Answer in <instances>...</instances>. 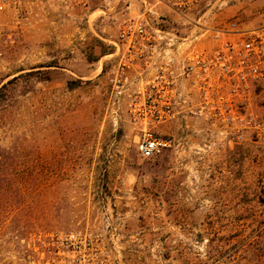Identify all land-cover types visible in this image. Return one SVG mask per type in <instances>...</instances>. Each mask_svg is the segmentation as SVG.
<instances>
[{"label":"rangeland","instance_id":"obj_1","mask_svg":"<svg viewBox=\"0 0 264 264\" xmlns=\"http://www.w3.org/2000/svg\"><path fill=\"white\" fill-rule=\"evenodd\" d=\"M33 1L0 10V264H38L55 232L85 234L110 264H264V94L259 130L178 116L152 126L174 145L141 158L133 85L109 83L125 6L87 19ZM203 21L263 25L264 0H225Z\"/></svg>","mask_w":264,"mask_h":264},{"label":"built area","instance_id":"obj_2","mask_svg":"<svg viewBox=\"0 0 264 264\" xmlns=\"http://www.w3.org/2000/svg\"><path fill=\"white\" fill-rule=\"evenodd\" d=\"M87 19L118 4L127 15L111 41L109 83L129 90L127 112L140 124L136 152L151 158L174 145L152 129L178 116L194 115L223 131L259 130L251 108L264 94V24L242 28L236 21L210 26L209 6L225 0H52ZM33 0H0V10L32 12ZM103 7H98V6ZM203 12V13H202ZM174 16V17H173ZM173 17L185 29L170 25ZM87 242V243H85ZM73 232L42 240L38 264H110L106 249Z\"/></svg>","mask_w":264,"mask_h":264},{"label":"trees","instance_id":"obj_3","mask_svg":"<svg viewBox=\"0 0 264 264\" xmlns=\"http://www.w3.org/2000/svg\"><path fill=\"white\" fill-rule=\"evenodd\" d=\"M5 87V84L1 86V88Z\"/></svg>","mask_w":264,"mask_h":264}]
</instances>
